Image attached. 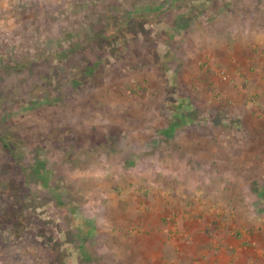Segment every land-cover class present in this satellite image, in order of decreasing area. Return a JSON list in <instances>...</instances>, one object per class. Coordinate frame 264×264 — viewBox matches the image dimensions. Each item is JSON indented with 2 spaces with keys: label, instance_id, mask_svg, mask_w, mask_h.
Returning <instances> with one entry per match:
<instances>
[{
  "label": "rangeland",
  "instance_id": "374dc122",
  "mask_svg": "<svg viewBox=\"0 0 264 264\" xmlns=\"http://www.w3.org/2000/svg\"><path fill=\"white\" fill-rule=\"evenodd\" d=\"M263 135L264 0H0V264H173Z\"/></svg>",
  "mask_w": 264,
  "mask_h": 264
},
{
  "label": "crops",
  "instance_id": "0c3cea01",
  "mask_svg": "<svg viewBox=\"0 0 264 264\" xmlns=\"http://www.w3.org/2000/svg\"><path fill=\"white\" fill-rule=\"evenodd\" d=\"M260 160L226 159L209 169L216 178L201 182L199 194L184 196L189 215H181V235L167 244L173 264H264V153Z\"/></svg>",
  "mask_w": 264,
  "mask_h": 264
},
{
  "label": "built area",
  "instance_id": "2783aa9c",
  "mask_svg": "<svg viewBox=\"0 0 264 264\" xmlns=\"http://www.w3.org/2000/svg\"><path fill=\"white\" fill-rule=\"evenodd\" d=\"M264 169V168H263Z\"/></svg>",
  "mask_w": 264,
  "mask_h": 264
}]
</instances>
